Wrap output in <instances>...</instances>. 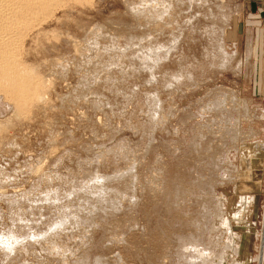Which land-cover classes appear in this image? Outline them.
I'll return each instance as SVG.
<instances>
[{
  "label": "rangeland",
  "instance_id": "1",
  "mask_svg": "<svg viewBox=\"0 0 264 264\" xmlns=\"http://www.w3.org/2000/svg\"><path fill=\"white\" fill-rule=\"evenodd\" d=\"M54 2L15 40L35 95L0 85V264H264L247 1Z\"/></svg>",
  "mask_w": 264,
  "mask_h": 264
},
{
  "label": "bare ground",
  "instance_id": "2",
  "mask_svg": "<svg viewBox=\"0 0 264 264\" xmlns=\"http://www.w3.org/2000/svg\"><path fill=\"white\" fill-rule=\"evenodd\" d=\"M54 1H58V0H0V85L5 90H7V89L9 91L11 90L16 95L15 100L18 103V105L26 103L25 101H27L30 98V96H32L35 93V88H32V87H34L33 86L34 85L33 84L34 78L31 79L32 76L29 77L28 74H25L26 73V71L24 72L25 68H23V66L20 65V63H17V61H15L16 60L15 58L17 56L16 55L17 50H16L15 42L18 41V39H16V38L19 35L23 34V33L22 34L19 33V31L22 28H24V29H22V32H23V30L26 29L25 27H27L26 25H29L31 22H34L36 18L38 19V17H35V16L38 15L39 13L45 11L49 7L50 4L55 3ZM43 14H44V12H43ZM146 14L149 15L150 20H151V18H153L152 12L148 11V12H146ZM160 14L159 15L155 14V15L160 16ZM39 15H41V14H39ZM142 15H143V13H142ZM152 20H154V19H152ZM92 41H94V40H92ZM92 41H90V43ZM92 44H93V42H92ZM92 44H90V45H92ZM13 46H15V47H13ZM86 50H88V48ZM86 55H87V53H86ZM89 81L90 82L94 81V79L89 80ZM84 82H86V81H84ZM1 87H0V89H1ZM4 89H2V91ZM8 90H7V92H8ZM12 92H11V94H12ZM94 182H96L98 185H101V188H102V186H105L103 180H101V179H99V180L96 179V181H94ZM94 182H93V184H95ZM91 186H92V184H91ZM89 188L91 189V187H89ZM89 188H87V189H89ZM92 189H93V187H92ZM95 189H96V192L101 190L100 187H98V186ZM102 189H104V188H102ZM91 190L89 191V192H91V194L95 192L94 190L93 191H91ZM96 192L94 193V196L97 194ZM101 193H102V190L99 191L98 195H96V196H101ZM102 195H103V193H102ZM101 199H102V197H101ZM74 223L76 225V223H78V222L76 221ZM7 243L8 242H6L5 244H7ZM4 246L6 247V245H4ZM9 249L10 248L8 247V250Z\"/></svg>",
  "mask_w": 264,
  "mask_h": 264
},
{
  "label": "crops",
  "instance_id": "3",
  "mask_svg": "<svg viewBox=\"0 0 264 264\" xmlns=\"http://www.w3.org/2000/svg\"><path fill=\"white\" fill-rule=\"evenodd\" d=\"M246 1L247 2L245 3L246 6L244 19H246V25L253 31V33H251L249 37L246 36V42L248 41L249 46H252V43H254V39H256V37L261 34L263 37L262 42L264 43V5L258 3L257 0H255V2H251L250 0ZM248 20L251 21L249 22ZM256 34L257 36H255ZM262 47H264V45ZM263 69L264 67L262 68V70ZM262 91L264 93V85L262 86Z\"/></svg>",
  "mask_w": 264,
  "mask_h": 264
}]
</instances>
